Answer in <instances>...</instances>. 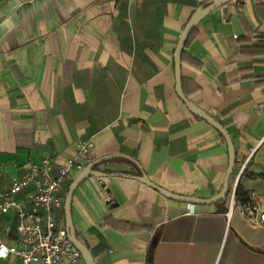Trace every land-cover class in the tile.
Here are the masks:
<instances>
[{
    "label": "crops",
    "instance_id": "obj_1",
    "mask_svg": "<svg viewBox=\"0 0 264 264\" xmlns=\"http://www.w3.org/2000/svg\"><path fill=\"white\" fill-rule=\"evenodd\" d=\"M206 1L0 0V189L93 139L83 168L111 158L77 185L71 216L97 264H264V226L239 206L227 215L235 185L264 205V0H227L181 54L183 92L235 145L226 199L180 201L140 179L200 199L222 190L226 140L176 91L175 49ZM0 232L17 243L14 213L0 214Z\"/></svg>",
    "mask_w": 264,
    "mask_h": 264
},
{
    "label": "built area",
    "instance_id": "obj_2",
    "mask_svg": "<svg viewBox=\"0 0 264 264\" xmlns=\"http://www.w3.org/2000/svg\"><path fill=\"white\" fill-rule=\"evenodd\" d=\"M93 146L91 138L79 141L74 157L56 170L52 158L44 156L21 179L5 190L0 189V214L14 213L17 230L16 244H8L5 234L0 232L3 253L0 259L16 256L23 264H86L69 239L64 215L59 216L57 211L64 209L71 171L83 169V161L89 158ZM20 193H25V197L20 198ZM262 197L252 192L247 201L240 202L235 185L229 193L228 217L239 206L240 213L251 225L264 226Z\"/></svg>",
    "mask_w": 264,
    "mask_h": 264
},
{
    "label": "water",
    "instance_id": "obj_3",
    "mask_svg": "<svg viewBox=\"0 0 264 264\" xmlns=\"http://www.w3.org/2000/svg\"><path fill=\"white\" fill-rule=\"evenodd\" d=\"M227 0H208L201 4L192 14L186 25L184 26V29L179 37L176 49H175V77H176V91L179 97L182 99V101L185 103V105L197 116L201 117L202 119L206 120L208 123L212 124L225 138L226 143L228 145V152H229V163L228 168L226 171V176L224 179L222 190L218 195L215 197H212L210 199H200L198 197L193 196H183L178 195L176 193H173L160 185L154 183L151 181L146 175L143 174L140 179L150 186L154 187L157 191L163 193L164 195L171 197L176 200L180 201H187L191 203H201V202H218L221 200L226 199L229 193V183L230 179L234 173V169L236 166V151H235V145L234 142L229 134V132L225 129L224 125L220 123L215 117H213L211 114H209L205 109L194 103L192 100H190L185 93L183 92L182 88V77H181V54L183 51V48L185 46V43L190 35V32L192 29L196 26L197 22L203 18L208 13L215 10L217 7L223 5ZM111 158L110 156L102 157L89 165H87L85 168H83L80 173L75 177V179L71 182L68 192L65 197L64 202V211H65V224L66 229L68 231L69 239L72 241V243L75 245V247L80 251V253L83 256V259L86 264H97L95 261L91 251L89 248L78 238L75 230V225L72 220L71 216V201L72 196L75 191V188L77 185L83 181L86 177L92 175V174H102L101 171H96L93 169V166L100 161L106 160Z\"/></svg>",
    "mask_w": 264,
    "mask_h": 264
},
{
    "label": "trees",
    "instance_id": "obj_4",
    "mask_svg": "<svg viewBox=\"0 0 264 264\" xmlns=\"http://www.w3.org/2000/svg\"><path fill=\"white\" fill-rule=\"evenodd\" d=\"M194 31H195V27L192 29V31L190 32L188 41H190L192 39V37L194 36ZM236 194H237V198L240 202H245L249 199V194L245 193L242 188L240 187V185H237L236 187Z\"/></svg>",
    "mask_w": 264,
    "mask_h": 264
},
{
    "label": "snow or ice",
    "instance_id": "obj_5",
    "mask_svg": "<svg viewBox=\"0 0 264 264\" xmlns=\"http://www.w3.org/2000/svg\"><path fill=\"white\" fill-rule=\"evenodd\" d=\"M3 253L2 252H0V255H2Z\"/></svg>",
    "mask_w": 264,
    "mask_h": 264
}]
</instances>
